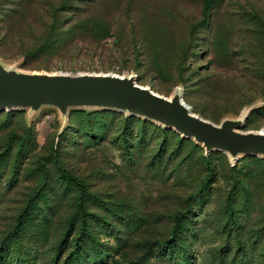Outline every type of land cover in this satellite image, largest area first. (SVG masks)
<instances>
[{"label": "rangeland", "instance_id": "obj_1", "mask_svg": "<svg viewBox=\"0 0 264 264\" xmlns=\"http://www.w3.org/2000/svg\"><path fill=\"white\" fill-rule=\"evenodd\" d=\"M0 59L133 75L214 123L252 107L242 131H264V0H0ZM180 136L0 110V264H264V158Z\"/></svg>", "mask_w": 264, "mask_h": 264}, {"label": "water", "instance_id": "obj_2", "mask_svg": "<svg viewBox=\"0 0 264 264\" xmlns=\"http://www.w3.org/2000/svg\"><path fill=\"white\" fill-rule=\"evenodd\" d=\"M42 107L57 109L64 119L71 109L115 110L171 128L206 153L223 151L234 162L243 155L264 158V131H242L252 107L214 123L194 113L180 91L161 95L133 75L23 71L0 59V110L34 114Z\"/></svg>", "mask_w": 264, "mask_h": 264}, {"label": "trees", "instance_id": "obj_3", "mask_svg": "<svg viewBox=\"0 0 264 264\" xmlns=\"http://www.w3.org/2000/svg\"><path fill=\"white\" fill-rule=\"evenodd\" d=\"M75 8H79L78 6H74ZM53 18H54V20L51 22V25H50V33H52V32H54L57 28H58V26H57V23H55V20H57L58 19V16H57V13H54V16H53ZM59 27H63L62 26V22H61V25L59 26ZM60 29V28H59ZM78 110H84V109H78ZM92 110H96V109H92ZM255 110V108L254 109H252L251 110V112H253ZM114 111V110H113ZM250 112V113H251ZM129 117H134V119H139V121H141L143 124H148L149 122H151V123H154V122H152V121H149V120H146V119H143V118H140V117H137V116H132V115H128ZM154 124H156V123H154ZM162 128L163 129H170V130H172V131H174L173 129H171V128H165V127H163L162 126ZM174 132H176V131H174ZM177 133V132H176ZM178 134V133H177ZM180 135V134H179ZM180 137H182V136H180ZM184 137H182V139H183ZM211 152V151H210ZM210 152H208V153H206L207 155L210 153ZM19 226H17V229H19L18 228Z\"/></svg>", "mask_w": 264, "mask_h": 264}]
</instances>
